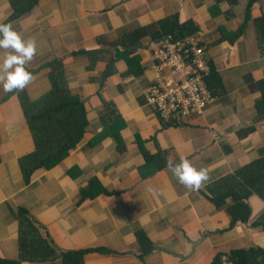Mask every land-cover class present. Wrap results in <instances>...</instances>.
Listing matches in <instances>:
<instances>
[{
    "label": "crops",
    "instance_id": "obj_1",
    "mask_svg": "<svg viewBox=\"0 0 264 264\" xmlns=\"http://www.w3.org/2000/svg\"><path fill=\"white\" fill-rule=\"evenodd\" d=\"M249 1L0 0V21L11 23L24 40L36 42V55L25 66L35 70L25 88L28 97L49 90V70L40 66L59 60L68 86L85 103L88 121L76 148L54 168L36 170L25 185L18 161L33 151L31 135L16 92L5 93L0 86V258H18L19 207L28 210L36 238L51 245L54 256L105 250L85 254L84 264H210L217 253L264 249L263 227L254 225L264 223V201L250 195L247 222L230 226L231 200L216 208L206 191L208 185L264 157V117L257 118L256 108L262 98L258 82L264 78V39L254 24L264 15V0L251 6ZM16 11L20 14L6 22ZM167 17L194 24L197 30L188 37L204 47L220 83L201 114L163 126L146 103L145 92L160 74L151 56L157 41L153 35ZM137 27L148 34L127 58L116 59L113 74L100 80L103 61L86 69L88 57L79 52L107 50L104 41L117 40ZM240 29L233 41L224 35ZM128 60L137 63L138 74L128 73ZM107 102L124 122L119 129L122 152L112 132L92 143L114 120ZM249 128L254 130L238 135ZM142 149L159 154L156 168L146 163ZM181 156L196 168L210 170V181L199 192H189L167 168V160L178 163ZM93 179L109 194L80 202L81 191ZM140 231L152 248L143 258L136 239ZM221 260L231 264L227 257ZM22 264L63 263L57 257Z\"/></svg>",
    "mask_w": 264,
    "mask_h": 264
},
{
    "label": "trees",
    "instance_id": "obj_2",
    "mask_svg": "<svg viewBox=\"0 0 264 264\" xmlns=\"http://www.w3.org/2000/svg\"><path fill=\"white\" fill-rule=\"evenodd\" d=\"M254 1L255 0H250L248 6H251ZM27 9H29L28 6L20 12ZM19 14L20 13L16 11L6 22L14 19ZM247 19L248 18H246V20ZM254 24L258 37L261 40L264 39V15L255 19ZM159 26V31L153 35L155 40L164 36H170L173 40L177 41L192 36L197 30L190 21L178 24L176 17H167L161 20ZM240 31L241 29L234 35H231L230 32H224V35L232 36L230 40L233 41L239 36L241 33ZM147 34V30L143 27L133 28L130 31L124 32L117 40L111 42L98 39L99 42L104 41L105 45H108L107 50L81 51L78 54L87 55L89 64L86 66V69H92L98 61L106 63L105 68L100 74V80L102 81L115 72L114 63L116 59L119 56L127 58L129 52L138 48L140 40ZM224 38L227 37L224 36ZM118 49H122V51H118ZM40 68H48L49 70L47 72L51 84L49 90L35 99H30L28 97L26 89L18 93L16 92L33 143V151L22 156L18 161L25 185L30 183L31 176L36 170L40 168L49 170L62 162L70 151L76 148L88 125L85 103L74 94L68 86L62 62L53 60L41 65ZM128 70V73L131 72L134 74H138L139 71H141L134 60H128ZM30 72L33 73L35 70H31ZM206 81L212 94L215 95V93L219 92L218 87L220 82L217 73L213 71L212 65ZM258 84L262 98L256 103L257 118H262L264 117V78L259 80ZM106 106L110 110V113L113 114L114 120L110 125L104 128L102 133L96 136L92 143L94 144L97 141H101L112 132L119 141L117 150L122 152L123 143L121 141L119 129L124 125V122H122L111 103L107 102ZM162 123L163 126H165L166 123ZM253 130L254 128H249L246 129L244 133H238V135L242 137ZM142 155L147 164L151 161L156 168V162L159 161V154L152 156L142 149ZM158 168L160 167L157 166V169ZM206 191L210 194L208 198L216 208L223 207L226 199L231 200L232 204L227 207L231 216L230 226H233L238 221L247 222L250 215V209L246 203L248 197L252 194H256L264 201V157L256 159L239 168L233 174L208 185ZM81 194L82 198L80 202L84 199L95 198L99 194L109 193L103 190L98 182L93 179L88 183V186L81 191ZM254 225L262 226L264 230V223H261V221H258ZM136 239L143 249L139 257L143 258L148 252H151V243L142 231L136 233ZM44 242L45 241L36 238V232L33 229V222L29 216L28 210L24 207H19L18 258H0V264L41 262L57 257L61 258L63 264H84L83 257L85 254L93 251H105L104 249H87L68 251L54 256L55 253L52 246ZM223 256L227 257L231 264L264 263V249L248 248L231 250L224 254L217 253L210 264H222L221 258Z\"/></svg>",
    "mask_w": 264,
    "mask_h": 264
},
{
    "label": "built area",
    "instance_id": "obj_3",
    "mask_svg": "<svg viewBox=\"0 0 264 264\" xmlns=\"http://www.w3.org/2000/svg\"><path fill=\"white\" fill-rule=\"evenodd\" d=\"M151 56L160 74L150 83L145 101L155 115L170 123L201 114L214 98L206 81L211 62L204 47L193 38L164 36L155 42ZM165 69L168 74L161 72Z\"/></svg>",
    "mask_w": 264,
    "mask_h": 264
},
{
    "label": "clouds",
    "instance_id": "obj_4",
    "mask_svg": "<svg viewBox=\"0 0 264 264\" xmlns=\"http://www.w3.org/2000/svg\"><path fill=\"white\" fill-rule=\"evenodd\" d=\"M0 49L4 50L0 53V86L5 93L23 91L34 79L25 66L36 55L35 40H24L11 23L0 21ZM166 166L189 192H199L210 181L207 167L196 168L184 156L178 163L167 160Z\"/></svg>",
    "mask_w": 264,
    "mask_h": 264
}]
</instances>
